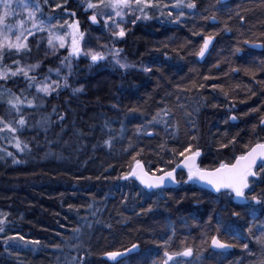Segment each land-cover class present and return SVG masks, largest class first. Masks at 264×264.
Returning a JSON list of instances; mask_svg holds the SVG:
<instances>
[{
  "label": "trees",
  "instance_id": "trees-1",
  "mask_svg": "<svg viewBox=\"0 0 264 264\" xmlns=\"http://www.w3.org/2000/svg\"><path fill=\"white\" fill-rule=\"evenodd\" d=\"M39 2L43 13H56L61 4L59 14L73 11L83 27L88 25L82 0ZM160 2L169 6L163 14L151 9L152 19L136 22L113 44L123 50L121 60L135 66L149 63L151 73L113 63L101 87H88L78 96L71 86L45 98L40 107L23 111L28 123L18 136L27 147L14 153L21 163L0 158V213L6 217L0 225V264H117L104 254L133 244L139 251L118 264H153L162 261L165 250L176 253L186 247L193 248V255L174 257L169 264H260L264 259V246L255 239L264 232V174L250 180L254 191L247 193L260 198L259 204L251 199L239 204L226 192L216 194L199 184L147 191L138 180L120 179L135 160L150 173L158 167L169 170L170 150H182L189 143L201 149V167H214L220 160L234 162L245 145L264 142L259 127L264 117V48L246 46L264 42V0H194L196 8L185 7L179 21L176 0ZM208 35L216 41L201 63L195 53ZM29 44L35 54L32 37ZM64 56L44 59L42 69ZM24 57L6 56L3 63ZM89 64L88 59L75 62L81 69ZM1 84L15 93L27 87L16 77ZM112 89L122 93L119 107L110 101ZM4 112L0 104V116ZM232 115L238 122L229 119ZM153 116L159 122L147 125ZM42 118L48 122L42 124ZM177 123L179 132L173 138ZM233 136L235 146L220 149ZM109 138L110 147L104 143ZM177 179H186V173L179 170ZM237 233L244 238L232 239ZM217 234L234 246L214 251L211 237Z\"/></svg>",
  "mask_w": 264,
  "mask_h": 264
},
{
  "label": "snow or ice",
  "instance_id": "snow-or-ice-1",
  "mask_svg": "<svg viewBox=\"0 0 264 264\" xmlns=\"http://www.w3.org/2000/svg\"><path fill=\"white\" fill-rule=\"evenodd\" d=\"M47 4V0H44ZM219 3V0H217ZM57 8H63L61 4L56 5ZM169 7L167 4H162L160 0H96V2H91L89 0L87 4V9L93 10V14L89 17V21L93 25H102V30H105L110 33L111 38L117 41L123 40L124 37L128 34L125 25L132 24L135 25L139 20H150L152 17L148 15V10L150 9H159L161 14H163V9ZM174 8L180 9L179 14L176 16V20L179 21L181 17L184 16L183 9L186 7L188 9H195L196 4L193 2L184 4V0H176L173 5ZM0 80L7 81L9 78H15L21 76L27 83L28 89H35V92L38 97H40V104H37L36 97L33 99H28L24 95L25 89H20V94L13 93L10 89H6L8 92V98L3 102L7 105L9 112L8 115L11 117L10 120H6L4 116H0V132L7 131L12 134L18 133L25 128L28 121L22 111V109H32L38 108L43 104V100L47 97L52 96L54 93L59 94L63 89L70 88L69 83L70 77L73 75V64L72 61L80 58L81 56L88 58L90 60L89 68L98 66L100 62L106 61L109 59V56L112 57L113 63L115 66H119L121 69H128L135 67V65L129 64L127 62H122L120 59V53L122 49H117L114 47H109L108 45H99L98 47L105 49L95 50L93 48L84 49L83 45L89 41H85V33L80 30V21L73 20L71 24H68L67 21L64 25L50 24L48 27H45L43 21L37 23V13L42 14V8L39 0H33L30 4L26 0H18L15 5V8H20L27 13V22L31 23V29L25 27V20H20L16 25L7 24L6 20L9 17L15 15V8L11 3V0H0ZM86 9V10H87ZM67 11V9H63ZM68 15L75 17V12H69ZM169 17L172 16V12H168ZM236 15L240 16L239 13ZM127 18V19H126ZM53 17H49V21ZM211 19L215 20L216 17L213 16ZM231 19V17H229ZM240 19L243 20L244 17L240 16ZM59 28L63 31L67 27V31H64L63 35L56 34L53 30ZM227 28V26H225ZM15 29V31H14ZM47 31V49L44 53L45 58L48 55V52L55 54L59 49H64L68 52L67 56H64L60 60V67L55 69L49 68V75H45L42 79L39 78L36 74V70L41 68L43 63L42 59H37L35 63H21L20 59L12 60L11 65L4 64L5 57L15 56H31L32 47L29 44V37H32L37 51L40 50V41L36 40L37 33H43ZM196 34V33H194ZM14 36V39L12 38ZM214 35H208L203 39V43L199 48V51L195 54L203 58L209 50V46L214 40ZM166 46V45H165ZM237 52L240 49H236ZM165 55H167L165 53ZM62 69L64 74L61 75ZM142 71L145 73H151L153 69L151 67H143ZM246 71H251V69H246ZM260 71H264V62H261ZM55 73L58 79H51V73ZM253 76L255 73H252ZM208 79V78H205ZM203 87V85H200ZM213 88H216V85H212ZM84 90V85L81 84L79 87L72 88L73 93H81ZM3 94L0 93V96ZM132 111V110H130ZM253 111H256L255 109ZM55 112V108H53ZM159 115V113L157 114ZM165 115H169L168 112H165ZM60 120H63L64 117L60 116ZM230 120H236L235 115L229 117ZM48 122L47 118H42L41 123L46 124ZM157 116H153L151 120L147 121V125L151 126L155 123H158ZM167 125V121H164ZM227 123V121H225ZM144 127V126H141ZM254 128L256 125L253 126ZM259 127L264 129V117H261L259 122ZM140 129L138 128V131ZM179 132L178 123L173 126V138ZM146 135L152 136V132H147ZM226 135V134H225ZM16 139V148L21 152L25 150L27 145L25 144L22 147V142L18 135L15 136ZM191 140H195L196 137H191ZM111 138L105 140L104 143L111 146ZM236 137L233 136L228 140L227 143H221L220 149H228L230 145L235 146ZM131 147V144L129 145ZM244 151L238 156H233L234 162H225L223 160L217 161V166L214 167H201L197 162L198 158L201 157V149L197 146L195 149L193 145L189 143L186 147H183L182 150L171 149L170 154L173 156L172 160L166 161L167 165H170L169 170L164 168H156L155 172L149 174L148 171L144 170V167L140 160H135V166L131 168L129 172L120 177L122 180H133L139 181L140 184L144 186L145 189L163 190L169 183L180 184V183H193V184H205L211 187L216 193L226 192L230 196H233L234 199L243 201L245 203L254 201L256 204L261 203L260 198L253 195L249 198L247 193L254 191L252 187V182L260 179L262 174H264V142H257L254 145H245ZM141 149L136 153L137 156L140 155ZM9 156L12 153H8ZM135 159V157H134ZM13 163H21V161L13 159ZM179 169L182 172L186 173V179L177 180L176 172ZM258 169V170H257ZM160 173L156 175L155 173ZM151 209H149L150 211ZM235 217H239L240 213L234 212L232 214ZM6 219V217H5ZM5 219H0V225H3ZM211 223V218L209 219ZM220 220L218 219L217 224L219 225ZM228 229L226 228L225 231ZM4 228L0 226V232H3ZM74 231L79 232V229ZM251 233V229H249ZM264 232L261 236L255 237L257 243L264 246ZM20 240H23L24 237H18ZM243 239L242 234L237 233L236 236H233L232 239ZM13 239V238H10ZM32 243L38 244L39 241H32ZM234 245L219 238V234L213 235L211 237V247L215 251L216 249L227 250ZM245 249L248 248V244H243ZM139 245L133 244L131 248L121 251H111L106 252L104 255L111 261H115L118 264V258L126 257L128 254L132 253L134 250H137ZM193 255V248L186 247L183 252L170 253L165 250L163 253V259L159 262H153V264H169V261H174V257L183 256L190 257ZM79 264H84L83 260L79 261ZM260 264H264V259H261Z\"/></svg>",
  "mask_w": 264,
  "mask_h": 264
},
{
  "label": "rangeland",
  "instance_id": "rangeland-1",
  "mask_svg": "<svg viewBox=\"0 0 264 264\" xmlns=\"http://www.w3.org/2000/svg\"><path fill=\"white\" fill-rule=\"evenodd\" d=\"M17 2H18V0H11L13 8H15V5ZM26 2L31 4L33 2V0H26ZM82 2L85 5L83 8H84V11L87 13V16L90 14H93V10L87 9V4H88L89 0H82ZM91 2H96V0H91ZM55 10H56L55 11L56 13H51L48 11H44V13L42 12V14L37 13V23H39L40 21H43L45 27H48L50 24H57V22H59V25H64L66 21L68 24H71L73 22V20H77L76 15H75V17L70 16V15H68L69 12L61 15L57 12L58 8H56ZM0 11H2V8H0ZM150 11H151V9L148 10V15H150ZM49 17H53V19H51L49 21ZM20 20H25L26 21L25 27L31 29V23L27 22V13L20 8H15V15L7 18L6 23L16 25ZM131 26H132V24H130V23L126 24L125 25L126 30H128ZM102 27H103L102 25L93 26L89 22H88V25L86 27H83L80 23V30L85 33L84 39H85V41H89L88 43H85L83 45L85 50H87L88 48H93L95 50H101V51L105 50V49L98 47L99 45H108L109 47H113L115 40L111 38V35L109 32L102 30ZM14 31H15V29H14ZM53 31L58 35H63L64 31H67V27H65V29L62 31L58 26ZM36 35L41 36L39 39L40 50H39V52L37 51L35 54L32 53L31 56H25L24 60L21 61L22 64H24V63H35L37 59L44 60L46 58H53V57L58 56L59 54H65V56L68 55V52L66 50L59 49V51H57L55 54H53L49 51L47 57L45 58L44 53L46 51H48L47 42H46L48 33H47V31H45L43 33H37ZM12 38L14 39V36ZM30 38L31 37H29V40H30ZM81 59H88V58L81 56L80 58L72 61L74 71H73V75L69 79V83L72 86V88L79 87L81 84L84 85L83 92L75 93L78 96L83 94L84 92H86L88 87L99 88L103 84H106L107 81L109 80L108 73L113 72V70L115 68V67H113V62L111 60L110 61L106 60V61L100 62L98 66L92 67L91 69L89 67H87L85 69L77 68L75 66V62L80 61ZM121 61L127 62L125 60H121ZM145 66L151 67L149 63H142V64H139L138 66H135V68L138 70H142V68ZM57 67H60V63L54 65L53 67H49V68L55 69ZM49 68L43 70L42 64H41V68L36 70V72L34 74H36L39 78L42 79L45 75H49V72H48ZM63 74H64V70L62 69L61 75H63ZM16 78H22L24 80V78L21 76H18ZM9 79H11V78H9ZM51 79H58V77L55 75L54 72L51 73ZM2 81H4V80H0V93L3 94L2 96H0V104H2L5 108V112H4L5 119L10 120L11 117L8 115L9 109H8L7 105L3 102L4 100H6L8 98V92L5 91L7 88L1 84ZM21 89H25L24 95L27 96L28 99H33V97H36L37 104H40V102H41L40 97L37 96L34 88L29 90L28 87H24ZM12 92L15 93L14 91H12ZM16 94H20V91H19V93H16ZM109 94H110V101L112 102V104L115 105L116 107H119L121 105V97H122L121 94L122 93H120L118 91V89H116V90L112 89ZM25 110L26 109H22V111H25ZM18 133H19V131H18ZM18 133L12 134V133L7 132L6 130L3 132H0V158L18 160L14 156L15 152L22 153L15 146L16 145L15 136L18 135ZM22 147H23V144H22ZM8 153H12V155L9 156ZM2 216L3 215L0 213V219H3Z\"/></svg>",
  "mask_w": 264,
  "mask_h": 264
},
{
  "label": "water",
  "instance_id": "water-1",
  "mask_svg": "<svg viewBox=\"0 0 264 264\" xmlns=\"http://www.w3.org/2000/svg\"><path fill=\"white\" fill-rule=\"evenodd\" d=\"M221 1V3H228V2H230L231 0H220ZM92 14H90L89 16H88V22L90 23V21H89V17L91 16ZM212 22H216V20H213L212 19ZM91 24V23H90ZM93 25V24H92ZM93 26H99V25H93ZM215 37V36H214ZM215 41H216V37L214 38V40L212 41V44L209 46V50H208V52L205 54V56L203 57V58H200V57H198V60H199V62H201V63H203L205 60H206V58L209 56V54H210V52H211V50L213 49V46H214V43H215ZM246 46L248 47V48H251V49H256V50H263V48H264V43L263 42H256V43H251V42H247L246 43ZM233 116V115H232ZM232 122H238V118L236 119V120H231ZM200 159H201V157L200 158H198V163L200 164ZM142 163V165H143V167H144V170L145 171H148L147 170V168H146V166H145V164L143 163V162H141ZM167 171V170H166ZM149 172V171H148ZM178 172H179V169H177V172H176V178H178ZM149 174H152V173H150L149 172ZM160 174V173H159ZM159 174H156V175H159ZM178 180V179H177ZM139 182V181H138ZM140 183V182H139ZM141 185V187L142 188H144V186L142 185V184H140ZM177 184H174V183H169L167 186H166V188H171V187H175ZM200 186H202L203 188H206V189H208V190H210V191H212L213 193H216L211 187H209V186H207V185H205V184H199ZM145 189V188H144ZM145 190H147V191H152V190H149V189H145ZM156 190V189H155ZM222 193V192H221ZM216 194H218V193H216ZM236 201H237V203H239V204H243V203H245V202H243V201H240V200H237L236 199ZM138 245V244H137ZM131 248V247H130ZM139 249H140V246H139V248L137 249V250H134L132 253H130V254H133V253H136V252H138L139 251ZM230 249V248H229ZM229 249H227V250H220V249H216V250H218V251H228ZM124 250H122L121 252H123ZM130 254H128V255H130ZM127 255V256H128ZM126 256V257H127ZM123 258H125V257H123ZM123 258H118V261L119 260H121V259H123ZM105 259L106 260H108L109 262H112V263H116L115 261H111L110 259H108L106 256H105Z\"/></svg>",
  "mask_w": 264,
  "mask_h": 264
},
{
  "label": "bare ground",
  "instance_id": "bare-ground-1",
  "mask_svg": "<svg viewBox=\"0 0 264 264\" xmlns=\"http://www.w3.org/2000/svg\"><path fill=\"white\" fill-rule=\"evenodd\" d=\"M221 2V1H220ZM216 20V19H215Z\"/></svg>",
  "mask_w": 264,
  "mask_h": 264
}]
</instances>
